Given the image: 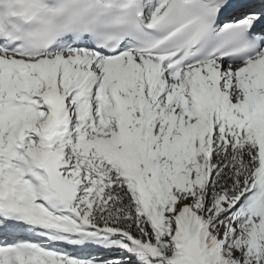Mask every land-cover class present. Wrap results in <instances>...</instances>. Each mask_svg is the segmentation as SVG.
<instances>
[{"label":"snow or ice","instance_id":"1","mask_svg":"<svg viewBox=\"0 0 264 264\" xmlns=\"http://www.w3.org/2000/svg\"><path fill=\"white\" fill-rule=\"evenodd\" d=\"M0 264H264V0H0Z\"/></svg>","mask_w":264,"mask_h":264}]
</instances>
